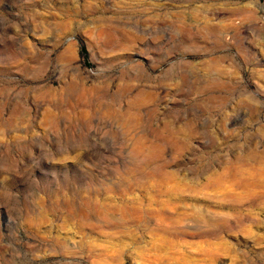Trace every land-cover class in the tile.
Wrapping results in <instances>:
<instances>
[{
	"label": "rangeland",
	"instance_id": "obj_1",
	"mask_svg": "<svg viewBox=\"0 0 264 264\" xmlns=\"http://www.w3.org/2000/svg\"><path fill=\"white\" fill-rule=\"evenodd\" d=\"M0 264H264V0H0Z\"/></svg>",
	"mask_w": 264,
	"mask_h": 264
},
{
	"label": "bare ground",
	"instance_id": "obj_2",
	"mask_svg": "<svg viewBox=\"0 0 264 264\" xmlns=\"http://www.w3.org/2000/svg\"><path fill=\"white\" fill-rule=\"evenodd\" d=\"M161 228V227H160ZM163 229V228H162Z\"/></svg>",
	"mask_w": 264,
	"mask_h": 264
}]
</instances>
